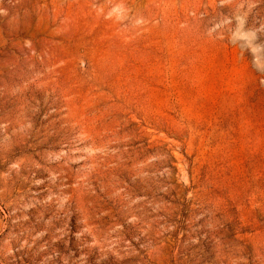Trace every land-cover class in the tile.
I'll return each mask as SVG.
<instances>
[{
  "label": "rangeland",
  "instance_id": "1",
  "mask_svg": "<svg viewBox=\"0 0 264 264\" xmlns=\"http://www.w3.org/2000/svg\"><path fill=\"white\" fill-rule=\"evenodd\" d=\"M0 264H264V0H0Z\"/></svg>",
  "mask_w": 264,
  "mask_h": 264
}]
</instances>
